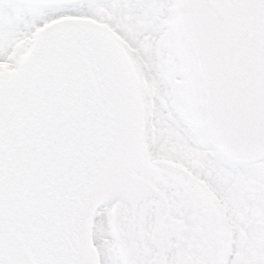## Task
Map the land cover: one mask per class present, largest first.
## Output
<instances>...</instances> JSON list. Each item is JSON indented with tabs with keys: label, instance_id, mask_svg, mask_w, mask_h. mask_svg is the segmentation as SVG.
Segmentation results:
<instances>
[{
	"label": "snow or ice",
	"instance_id": "obj_1",
	"mask_svg": "<svg viewBox=\"0 0 264 264\" xmlns=\"http://www.w3.org/2000/svg\"><path fill=\"white\" fill-rule=\"evenodd\" d=\"M0 264H264V0H0Z\"/></svg>",
	"mask_w": 264,
	"mask_h": 264
}]
</instances>
